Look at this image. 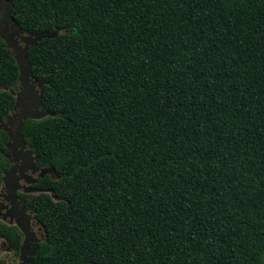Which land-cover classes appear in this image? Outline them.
<instances>
[{
  "label": "trees",
  "instance_id": "16d2710c",
  "mask_svg": "<svg viewBox=\"0 0 264 264\" xmlns=\"http://www.w3.org/2000/svg\"><path fill=\"white\" fill-rule=\"evenodd\" d=\"M10 1L59 30L25 55L49 114L20 133L53 172L19 194L32 264H264V0ZM18 76L0 38V120Z\"/></svg>",
  "mask_w": 264,
  "mask_h": 264
},
{
  "label": "water",
  "instance_id": "95a60500",
  "mask_svg": "<svg viewBox=\"0 0 264 264\" xmlns=\"http://www.w3.org/2000/svg\"><path fill=\"white\" fill-rule=\"evenodd\" d=\"M9 4V9L12 6L10 0H7ZM9 10H6L5 13H8ZM12 27L14 28L15 34H25L23 46H18L13 40L3 37L0 33V38L5 42V46L10 48L14 56L17 68H18V80L21 84H27L32 89V96L27 98L28 101L21 105L18 113L12 115V121H6L5 123L0 120V128L5 131L7 140L5 142L6 151L4 156L7 158V152L11 151V145L15 143L20 146V149H24V154L27 156L29 168L32 171H38L37 176L42 177L44 174H49L53 172L51 168L48 167H38L35 166L36 156L32 154L31 149L27 146V142L23 139L20 129L22 126V120L26 118L38 119L46 114H49L46 110L40 108V92L41 86L45 82L44 79H33L31 76L30 65L25 62L26 51L29 47L36 44L41 38L53 37L59 33L58 29H51L40 32H30L25 29L18 27L17 23L10 18ZM22 39V36H21ZM9 93L14 96V91L8 89ZM21 91L19 90V93ZM14 104L11 109H13L18 103L16 97ZM4 117L9 118L8 114ZM11 117V118H12ZM15 166H9L7 170L1 175V181L4 183V188L6 190V195L4 200H6L9 205L5 206V211L0 214V220L6 222L7 224H12L17 227L21 232L22 238L18 247L17 257L19 260L18 264H32L33 256L36 253L38 242L43 239V236L36 234L38 230L41 229V226L38 225L36 231L33 229L32 225L38 224L32 217V212L29 211L20 201L16 190L20 188L18 183L19 177L14 175ZM10 177L12 179V184H7L6 180ZM35 179L28 181V188L24 189L25 192L36 193V192H50L48 189L36 186L31 184ZM7 218V219H6ZM7 220V221H4Z\"/></svg>",
  "mask_w": 264,
  "mask_h": 264
},
{
  "label": "flooded vegetation",
  "instance_id": "af4514ba",
  "mask_svg": "<svg viewBox=\"0 0 264 264\" xmlns=\"http://www.w3.org/2000/svg\"><path fill=\"white\" fill-rule=\"evenodd\" d=\"M6 10H10L7 0H0V33L3 37L9 39L10 37L9 34L11 33L15 35V32H14V28L12 27V23L9 19L8 13H5ZM15 36L18 38V40H21V35L16 34ZM19 43H24V41L23 42L19 41ZM20 91H21L20 93L18 92L17 94H15V97L18 99V103L13 109L9 111V113H7L10 116L9 118L3 117L2 119L3 123H5L6 121L11 122L13 119L12 115L18 113V111L21 108L20 106L24 105L28 101L27 98H30L32 96V89L27 84H22ZM7 155H8L7 159L9 163L8 168L9 166H15L14 175L19 177L18 183L20 185V188L16 190V193L19 198V194L29 193L24 191V189L29 187L27 183L28 181L35 179V181L31 183L35 185L36 178L38 177L37 176L38 171L33 172L32 169L29 168V166L32 165L29 164V161L27 160V156L26 154H24V149H20V146L16 145L15 143L11 145V151H8ZM6 182L7 184H12V179L8 177ZM5 195H6V190L4 188V183L3 181H0V200H1L0 214L5 211V206L9 205V203L6 200H4Z\"/></svg>",
  "mask_w": 264,
  "mask_h": 264
},
{
  "label": "rangeland",
  "instance_id": "374dc122",
  "mask_svg": "<svg viewBox=\"0 0 264 264\" xmlns=\"http://www.w3.org/2000/svg\"><path fill=\"white\" fill-rule=\"evenodd\" d=\"M15 35L10 33L9 34V36H10L9 39L14 40V42L18 46H23V43H19V41H21V42L24 41L25 34H19V35L22 36V39L21 40H18V38ZM21 87H22V84H21L20 80H18L16 87H9V88H7V90L8 89H12L14 91V97H15V94H17L19 92V90H20ZM2 122H3V120H2ZM49 174L52 175V173H49ZM4 221H7V220H4ZM4 223H6V222H4ZM38 225L39 224L32 225V227H33V229L35 231H36V228H37ZM36 234H37V236L38 235H41L42 236V234H43L42 229L41 230H38L36 232ZM0 261H4L6 264H18L19 263L17 254H14L13 250L5 244V241L1 237H0Z\"/></svg>",
  "mask_w": 264,
  "mask_h": 264
}]
</instances>
